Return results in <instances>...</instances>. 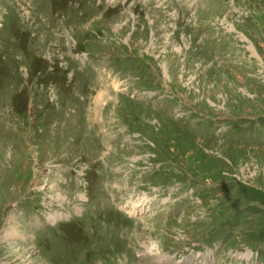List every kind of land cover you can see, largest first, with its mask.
I'll list each match as a JSON object with an SVG mask.
<instances>
[{
	"label": "rangeland",
	"instance_id": "1",
	"mask_svg": "<svg viewBox=\"0 0 264 264\" xmlns=\"http://www.w3.org/2000/svg\"><path fill=\"white\" fill-rule=\"evenodd\" d=\"M0 264H264V0H0Z\"/></svg>",
	"mask_w": 264,
	"mask_h": 264
},
{
	"label": "bare ground",
	"instance_id": "2",
	"mask_svg": "<svg viewBox=\"0 0 264 264\" xmlns=\"http://www.w3.org/2000/svg\"><path fill=\"white\" fill-rule=\"evenodd\" d=\"M106 93V91L105 90H102V91H99V94H98V96H97V100H98V107H99V104H100V102L106 97L104 94ZM104 97H103V96ZM12 236L10 235L9 236V239L11 238ZM170 262V261H169Z\"/></svg>",
	"mask_w": 264,
	"mask_h": 264
}]
</instances>
